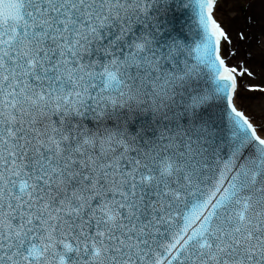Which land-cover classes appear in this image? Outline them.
Segmentation results:
<instances>
[{
	"label": "snow or ice",
	"instance_id": "6c2138e0",
	"mask_svg": "<svg viewBox=\"0 0 264 264\" xmlns=\"http://www.w3.org/2000/svg\"><path fill=\"white\" fill-rule=\"evenodd\" d=\"M221 3L0 0V264H264V0L235 63Z\"/></svg>",
	"mask_w": 264,
	"mask_h": 264
},
{
	"label": "rangeland",
	"instance_id": "374dc122",
	"mask_svg": "<svg viewBox=\"0 0 264 264\" xmlns=\"http://www.w3.org/2000/svg\"><path fill=\"white\" fill-rule=\"evenodd\" d=\"M244 2L247 3V0H244ZM230 3L231 0H222L221 11L223 13L222 19L225 22V26L228 27L230 30V35L233 39V45L234 46L239 45V51L237 57L229 61V63H235L244 57V53L248 45L244 42L238 41L237 31L240 28L244 27V22L243 19L240 17L239 13L234 12L232 8L229 7ZM225 55H227V46H225ZM257 69L258 67L256 68V71H258Z\"/></svg>",
	"mask_w": 264,
	"mask_h": 264
},
{
	"label": "bare ground",
	"instance_id": "6f19581e",
	"mask_svg": "<svg viewBox=\"0 0 264 264\" xmlns=\"http://www.w3.org/2000/svg\"><path fill=\"white\" fill-rule=\"evenodd\" d=\"M257 67H258V64H257ZM257 67H256V68H257ZM257 70L259 71V67H258V69H257Z\"/></svg>",
	"mask_w": 264,
	"mask_h": 264
}]
</instances>
